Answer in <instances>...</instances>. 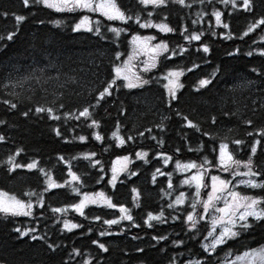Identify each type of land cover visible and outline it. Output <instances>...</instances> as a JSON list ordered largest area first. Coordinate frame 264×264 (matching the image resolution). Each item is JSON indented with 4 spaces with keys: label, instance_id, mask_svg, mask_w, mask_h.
I'll return each mask as SVG.
<instances>
[{
    "label": "trees",
    "instance_id": "trees-1",
    "mask_svg": "<svg viewBox=\"0 0 264 264\" xmlns=\"http://www.w3.org/2000/svg\"><path fill=\"white\" fill-rule=\"evenodd\" d=\"M119 3L133 11L139 8L135 0H119ZM241 3L242 0H237L238 7L233 9L230 4L226 6L219 0H213L211 5L207 0H204V3L200 0H186V4L191 7L169 3L167 7L155 9L151 17L147 16L151 7L139 11L142 23L150 19L154 25L166 23L169 27L177 29L176 32L167 34L155 27L142 29L134 21L122 25L120 21H107L99 15L88 14L93 20L97 18L101 21V31L106 33L108 38L112 36L108 32L109 27L129 29L126 34H122V39L124 35L127 39L118 49L121 52L130 51L128 41L134 34L155 35L157 40L153 41V44L163 40L169 44L170 49L176 50V55L172 56L171 51L165 53L159 57L156 68L142 73L146 78H152V82L146 85L144 90L134 89L133 94H129V90L123 89L121 93H114V97L119 96L122 104L90 109L97 113L96 118L101 122L100 128L96 129L88 127L91 122L83 117L76 120L69 116L65 120L64 113L71 110L77 114L78 110L87 106L90 101L94 103L91 93L101 86L104 79L103 75L101 80L94 76L95 65L103 62L102 72L110 71L109 61L114 58L112 49L116 45L110 44L109 39L98 38L94 34L72 31L76 17L86 13H57L35 4L24 8L22 0H0V35L4 37L0 39V120L7 121L6 125H0V135L6 136V142L0 143V191L15 195L24 201L29 199L25 195L26 192H38L44 195L46 206L67 207L64 213L54 214L48 210L41 216L39 214L43 210L36 204V197L33 196L31 199L34 216L5 217L1 214L0 264H62V261L64 264H82L83 260H91L92 264H169V258L177 256L178 253L182 254L178 259L184 260L189 258L191 252L202 253L200 244L206 242L203 241V237L207 235L206 221L200 222V231L193 236L188 232L187 224L182 223L181 219L172 218L186 216L184 209L193 211L190 205L192 194L195 192L194 186L181 187L180 184V181L192 175L195 169L191 172H181L176 169L175 162L179 159L181 163L189 160L199 163L197 157L202 158L204 155L211 159L213 155H218L220 138L227 135L229 140L242 138L250 143L254 137L247 136V131L264 126V120L259 118L260 105L264 103V82L258 76V73L264 70V56L260 55L264 50V26L243 39L239 38L243 36L249 24L264 14V8L260 7L257 0L256 14L253 16L243 12L239 7ZM213 8L222 12V20L229 24L228 29L216 27L215 18L211 16ZM5 12L8 13L7 16H4ZM14 14L24 15L27 19L21 22L18 34L9 41L7 33L15 30L16 25ZM40 20L44 23L40 24ZM56 20L61 21L59 27L54 23ZM183 28H188L189 33L204 31L201 41L186 43L180 35ZM213 31L216 35L211 34ZM229 33L232 34L231 39L228 38ZM201 42L209 44L210 54L203 53L202 48L197 52ZM178 45H183L188 51L181 54ZM237 49L239 52L235 56L228 55ZM248 52H252V55H247ZM165 56H172V59L165 60ZM126 58L125 56L124 59ZM144 59L142 56L140 60ZM194 64L199 67H194ZM142 68L143 65L140 64L136 70L140 71ZM189 68L193 70L188 71ZM168 69L183 70L185 73L180 77L184 88L178 93L179 102H172L175 108H179L199 123L204 131L217 137L215 144L209 136L202 137L203 141L208 142L207 152L188 151L189 144L193 148L199 146L197 141L200 139V133L181 128L179 118L175 116V108L169 109L165 103L167 92L163 85L167 81H162L159 77ZM216 69L219 71L216 72ZM213 76L212 83L206 88L199 86L200 79ZM69 78L74 82H67ZM20 82L22 86H19ZM198 87L200 91L195 90ZM4 99L17 103L20 110L15 113L9 111L2 103ZM52 101H57L53 106L58 109L56 115L61 117L59 121L37 118L31 113L27 118L22 115L23 111L37 103L47 105ZM59 102H63L65 107L60 108ZM253 107L257 108L256 114L251 111ZM229 110L237 115L229 117L223 114ZM213 116L221 123L214 125ZM245 118L254 120L251 128L243 124ZM118 121L121 125V135L125 138L128 135L135 137L134 140L126 139V143L119 147L111 135L116 130ZM161 123L164 125V131L157 127ZM55 128L60 129L61 136L56 135ZM149 128L150 133L146 131ZM229 128L233 131L229 132ZM95 132H99L104 139L96 140ZM140 132H144L143 137L139 135ZM185 132L191 139L182 136ZM81 135L86 137L83 142L79 140ZM153 136L157 139H152ZM158 140L164 141L162 147ZM213 147L217 149L216 153L212 152ZM177 148H182V152H177ZM229 148L234 149L236 146L229 143ZM18 149L22 151L16 156ZM138 152H147L148 156L139 158L136 155ZM262 152L264 143L258 146V156ZM91 153L95 155L92 156ZM160 153L171 156L172 160L165 165L164 156H158ZM10 155L14 157L15 162L22 165L38 162L37 169L29 171L23 167L10 174L7 171V159ZM61 156L64 159L58 160ZM238 156L247 159L245 151H240ZM123 157H128L130 162L126 169L116 176L117 179L113 182L116 187L113 188L109 183L115 175L112 169L115 161ZM97 160L100 161L99 164H95ZM40 168H43L48 176L41 173ZM69 168L81 177L80 181L71 180L68 175ZM157 168L160 172L156 171ZM169 172L172 173L173 189L168 188ZM153 174L156 176L155 182ZM211 175L232 179L229 173L212 167L205 177L209 185ZM49 176L56 183L64 184L66 180L69 183L63 188L44 192ZM99 177L103 179L97 182ZM73 188L78 190L79 195ZM133 189H136V192H133ZM240 190L249 195L260 191L242 186ZM181 191L187 195L185 203L174 206L175 210L169 209L168 204L174 203ZM208 191L210 187L202 189L201 197L206 199ZM101 192L111 198L117 207L109 208L105 201L104 204L88 206L84 209L88 219L68 207L72 203H78L85 193ZM120 205L130 210L134 221L140 227H132L131 222L127 220H121L119 224L111 227L104 223L106 219H119L122 215L119 211ZM161 211L166 223L154 220L152 223L155 227H147L144 221L148 213L159 215ZM195 211L202 212L201 206L198 205ZM97 214L100 215L99 220L94 218ZM63 220L80 223L84 227L72 231L63 230ZM14 227L29 232L35 229L36 235L44 236L48 242L55 241L60 248L53 254L47 250L43 241H32L30 237L18 239L17 234L13 232ZM89 228L92 229L91 232H88ZM101 231H110L113 234L101 237ZM154 235L168 236V240L157 244L152 239ZM133 236H139L140 239L134 240ZM176 239L184 241L179 248L172 245V241ZM93 240L105 243L109 252H102L92 243ZM262 244L264 228H257L251 235L220 246L217 253L212 255L211 264H225V261ZM151 245H155V248ZM137 247L145 248L146 252H137ZM74 248L81 251L80 256L70 255ZM193 258L206 260V254Z\"/></svg>",
    "mask_w": 264,
    "mask_h": 264
},
{
    "label": "snow or ice",
    "instance_id": "snow-or-ice-1",
    "mask_svg": "<svg viewBox=\"0 0 264 264\" xmlns=\"http://www.w3.org/2000/svg\"><path fill=\"white\" fill-rule=\"evenodd\" d=\"M136 4L139 6L137 11H133L131 8H124L119 0H22V4L24 8H29L32 4L37 6H42L43 8L52 9L57 13H98L100 16L104 17L107 21H120L122 25H128L130 21H134L140 28H150L155 27L162 33H172L176 32L177 29L169 27L166 23L153 24L150 19L145 20L143 23L141 22V16L139 15V11L148 9V6H151V10L147 11V16L151 17L155 9H159L162 7H167L169 3H175L180 5L181 7H191V5L186 4V0H135ZM201 3H204V0H200ZM208 4L211 5L213 0H207ZM220 3L224 5H231L233 9H237L238 4L237 0H219ZM259 5L261 8H264V0H259ZM239 7L243 10V12L251 13L253 16L256 14L257 8V0H242V3ZM8 13L5 12L4 16H7ZM222 12L213 8L211 16L215 18L216 27H222L224 29L229 28V24L222 20ZM230 15V14H229ZM14 19L16 21V25L14 26L15 30L7 33V40L11 41L18 34L19 26L21 22L27 19L26 16L20 14H14ZM167 19V17H165ZM40 24H43L44 21L40 20ZM57 27L60 26L61 21H54ZM196 23V21H193ZM264 26V14L260 15L259 19H255L253 23L247 26V29L243 32V36L239 37L243 39L244 36H248L249 33L255 31L257 28H261ZM102 25L100 20H93L92 17L88 14H83L78 17L73 22L72 31L76 33L86 32L90 34L96 35L98 38H106L109 39L110 44H115L116 47L112 49L114 53V58L109 61L111 70L107 71L103 69V62L100 65H95L94 76L97 80H101V76H104V79L101 81V86L98 87L94 93H91L92 101L87 104V106H83L82 109L78 110L77 114H74L71 110H68L64 113L65 120L71 116L76 120H80L83 117L86 121H90L88 127L92 128H100L101 122L96 118L97 113L91 111L90 109H101L105 108V105L123 103L119 100V96L114 97V93H121L123 89L129 90V94H133L132 90L141 89L144 90L146 85H149L152 82V78H146L142 73H148L153 68L157 67L159 62V57L163 56L165 53L169 51L172 52V56L176 55L175 49H170L169 44L163 40L159 43L153 44V41L157 40L155 35L143 36L140 34H134L131 37V40L128 41V45L130 51L121 52L118 49L123 44L124 40L127 39V36L124 35L122 39V34H126L129 29L125 27H109L108 32L112 33V36L108 38L106 33L101 31ZM212 35H216L213 31ZM180 35L183 37L186 43H191L192 41H201V37L204 35V31L192 32L189 33L188 28H183L180 31ZM3 35H0V39H3ZM228 38H232V34L229 33ZM264 40V37H262ZM180 48L181 54L187 52L188 49L183 45H178ZM202 48L203 53L210 54L211 48L209 44L201 42L200 46L197 47V52H200ZM239 52V49L236 52H229V56H235ZM247 55L251 56L252 52H248ZM261 56H264V50L260 52ZM127 57L124 59V57ZM143 56L144 60H140L139 58ZM172 56H165V60L172 59ZM142 64L143 68L140 71L136 69L139 65ZM194 67H199L198 64H194ZM192 68H189L188 71H192ZM41 71H45L41 69ZM58 71V69H57ZM216 72L219 69L215 70ZM255 71V70H253ZM183 70H174L168 69L165 74L159 77L162 81H167L163 87L167 92V100L165 101L167 107L169 109L175 108L173 105V101L179 102V91L184 88V84L180 82V77L184 75ZM259 78L262 82H264V70L258 73ZM214 78H206L200 79L198 84L200 87H207L212 83V79ZM67 82H74L72 78H69ZM251 84L252 82L249 81ZM16 85H14L15 87ZM22 86V82L20 85ZM196 91H200V88H196ZM16 95V93H12ZM4 105H6L7 109L12 112L19 111V105L15 102H12L8 99H4L2 101ZM57 101H52L50 104H40L37 103L33 107H29L27 110L22 112L24 117H30V113L34 114L37 118H45L50 120L59 121L61 117L56 115L58 109H56L53 105H55ZM59 107L64 108L65 105L63 102H59ZM123 110V109H122ZM253 114L257 113V108L253 107L251 109ZM226 116L234 117L237 115L234 111H225L223 113ZM175 116L179 118V123L181 128H187L193 130V133H200V139L197 141L199 146L193 148L191 144H189L188 151L190 152H207L208 142L203 141V136H209L210 140L213 144L217 142V137L213 136L212 133L206 132L203 130L202 126L193 121L188 115L184 114L179 108H175ZM172 117H165V119H171ZM261 120H264V103L260 105V116ZM212 123L214 125L221 123L217 117L213 116ZM7 121L0 120V125H6ZM243 124L251 128L254 124V120L252 118L243 119ZM161 131H164V125L161 123L157 125ZM56 135L59 137L62 135L59 128L54 129ZM149 133L151 129H146ZM229 132L233 131V129L229 128ZM112 137L118 142L117 146H122L126 143L127 140H134L135 137L132 135H128L126 138L121 135V125L118 121L116 124V130L112 132ZM140 136H144V132L139 133ZM249 137H254L252 142H246L242 138H232L229 140V137L226 135L223 138L219 139V150L218 155H213L211 159H209L208 155H204L202 158L197 157L200 160L199 163L196 160H189L186 163H181L179 159L176 160V169L181 172H191L195 169V172L190 176H186L183 180L180 181L181 187L187 185L189 188L195 187V192L192 194V202L191 209L193 211H188L184 209L186 212V216H173V220L181 219L182 223L187 224L188 232L192 233L193 236L197 232L200 231V227L198 225L201 221H206V229L207 235L203 237V241L201 242L200 247L202 249V253L191 252L189 258L178 259L181 253H178L177 256H172L169 258V264H211V257L214 253H217V249L222 245L228 244L229 241H238L244 238L246 235H251L257 228H264V152L258 156V146H261L264 143V126H261L257 129H253L251 131H247L246 133ZM95 139L98 141H102L104 137L100 135L99 132L94 133ZM182 136L186 139H191L188 133H182ZM258 137V138H256ZM152 139H157L155 136L151 137ZM86 137L84 135L79 136L80 141H85ZM6 142V136L0 135V143ZM158 143L161 147L164 144L163 140H158ZM229 143L236 146L234 149L229 148ZM247 149H250L248 151ZM182 148H177V152H182ZM20 151L17 150L15 152L16 156L20 155ZM240 151H245V155L247 159L238 156ZM212 152L216 153L217 149L215 147L212 148ZM92 156L95 153H91ZM137 157L145 158L148 156L147 152H138L136 153ZM158 156H164L165 165L168 164L169 161L172 160L171 156H166L163 153L158 154ZM87 158V157H85ZM255 158V159H254ZM64 158L58 157V160H63ZM122 159L128 160V157H123ZM147 162V161H145ZM100 161H95V164H99ZM95 164L93 166H95ZM7 171L11 174L15 172L19 168L26 167L29 171L33 169H37L38 162L33 161L27 165H22L20 163L15 162L14 157L10 155L7 159ZM215 167L219 171L227 172L231 175L232 179H224L219 175H211V184L209 185L205 177L209 174V169ZM39 171L44 173L45 176H48V173L44 171L43 168H40ZM103 171V169H101ZM115 172V169H113ZM157 172H160V169H156ZM162 175L164 173H161ZM68 175L71 177L72 181H80L81 177L76 175L71 168H69ZM135 175V173H132ZM169 177L168 188L173 189L174 185L172 182V173H167ZM103 179V177H99V180ZM117 179L116 175L112 176V179L109 183L112 184L113 188H115V184L113 183ZM156 181V176L153 174V182ZM69 183V181H65L64 184L56 183L51 180V177H48L46 181V187L44 188V192H51L52 189L63 188L65 184ZM241 186L246 189L256 190L259 189V192L255 194L249 195L244 191L240 190ZM210 187V191L207 192V198L204 199L201 197L202 189H208ZM74 192H79L76 188L72 189ZM133 192H136V189H133ZM26 196L29 197L28 201H24L23 199L18 198L15 195H9V193L5 191H0V213L4 214L5 217H18V216H34L35 213L32 211L34 205L31 197H36V204L39 205L40 209L43 211L40 212L39 215L43 216L48 210L52 213H64L67 211V207H50L46 206L45 198L42 193L38 192H26ZM55 195V193H53ZM99 196L104 198L105 203H107L109 208H116L117 205L112 203L111 198L106 197L103 192L98 194ZM139 195V194H137ZM187 195L185 192L181 191L179 196L176 198L174 203H169L168 208L174 209L175 207L181 206L185 203ZM89 202L88 194H84V199L80 200L79 203H72L68 205L75 210V212L79 213L85 219H88V216L85 214L84 209ZM92 204H96L97 201L92 199L90 201ZM201 206L202 212H196L195 209L197 206ZM139 207V205H137ZM119 211L122 214L119 219H106L104 223L111 227L112 225H117L121 220H127L131 222L132 227H140L134 221L133 215L130 213V210L123 205L119 206ZM94 218L96 220L100 219V215H95ZM157 221L159 223H166V218L164 217L163 211L160 212L159 215H153L151 212L148 213L147 218L144 223L149 228L155 227L152 221ZM60 223V221H57ZM63 230L72 231L76 228H83L84 225L80 223H71L68 220H63ZM92 229L89 228L88 232H91ZM13 232L17 234L18 239H23L24 237H30L32 241H43L46 244L47 250L51 253L55 254L60 245L56 244L55 241L48 242L44 236H38L35 234V229L31 232L24 231L21 228L14 227ZM113 233L110 231H101L100 236L112 235ZM192 237H190L191 239ZM132 239H140L139 236H133ZM152 239L159 244L161 241L168 240V236L165 235H154ZM93 244L97 245V247L104 253L109 252V248L105 243H102L98 240H93ZM184 244L183 239H176L172 241V245L176 248H179ZM151 247L155 248V245H151ZM139 253H145L146 249L143 247H137L136 249ZM206 254V260L196 259L193 257H199ZM70 255L80 256L81 251L79 249H73ZM62 264L64 262L62 261ZM82 264H92L91 260H83ZM225 264H264V244L259 247L250 248L249 251H245L242 256H237L234 261H225Z\"/></svg>",
    "mask_w": 264,
    "mask_h": 264
},
{
    "label": "rangeland",
    "instance_id": "rangeland-1",
    "mask_svg": "<svg viewBox=\"0 0 264 264\" xmlns=\"http://www.w3.org/2000/svg\"><path fill=\"white\" fill-rule=\"evenodd\" d=\"M148 7H151V6H148ZM86 14H88V13H86ZM91 14H93V13H91ZM95 15H98V14L95 13ZM94 20H99V19L96 18ZM109 34L112 35V33H109ZM141 58H142V56L139 59H141ZM129 162H130L129 160L118 159L117 161H115L114 166H113V169H115V172L113 171V169H112V172L115 173L116 176H119V174L122 173L126 169V167L129 165ZM88 196H89V202L87 203L86 206L92 205V203L90 202L92 199H95L97 201L96 204H100V203H103L104 204V198L101 197V196H99L98 194H88ZM82 199H84V195L81 196L80 200H82ZM80 200H79V202H80ZM1 214L2 213H0V215ZM77 214H79V213H77ZM2 215H4V214H2ZM242 255H243V253L240 254V255H238V256H242ZM236 257L235 258H232V259H229L230 261L229 260L228 261L229 262L234 261L236 259Z\"/></svg>",
    "mask_w": 264,
    "mask_h": 264
}]
</instances>
